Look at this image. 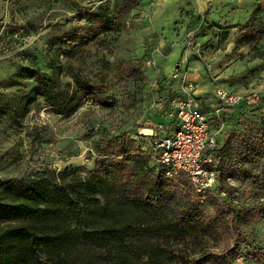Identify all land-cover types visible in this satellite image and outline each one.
I'll return each mask as SVG.
<instances>
[{
	"label": "trees",
	"instance_id": "obj_1",
	"mask_svg": "<svg viewBox=\"0 0 264 264\" xmlns=\"http://www.w3.org/2000/svg\"><path fill=\"white\" fill-rule=\"evenodd\" d=\"M83 21L73 37L76 45L58 40L60 47L48 51L49 72L31 61L14 76L18 82L33 81L31 90L19 95L0 92V129L4 124L22 126L38 100L60 114L76 111L89 100L102 109L114 108L107 80H91L85 52L104 38L117 36L120 26L110 7L103 5L88 10ZM207 27L206 13L194 37ZM217 31L219 45L238 31L237 45L257 52L264 38V8H254L244 25ZM104 59L101 64L107 68ZM115 69L119 81L140 79L134 64ZM63 77L70 81L63 83ZM244 104L243 99L232 107L218 102L215 127L205 115L215 141L208 153L216 184L213 194L202 201L184 175L170 177L157 166L158 151L151 147L150 136L137 140L118 136L95 144L98 160L91 171L44 170L0 180V264H237L239 258L251 257L259 262L264 247L250 244L242 229L255 216L253 210L232 206L226 199L234 193L229 180L264 189V109L258 115L244 111L245 119L239 118L237 127L220 129L223 117L233 116ZM262 104L261 97L248 106ZM163 127L158 136L176 129ZM189 236L206 242L211 238L216 244L226 237L228 242L220 251L204 250L197 256L175 250V240Z\"/></svg>",
	"mask_w": 264,
	"mask_h": 264
},
{
	"label": "rangeland",
	"instance_id": "obj_2",
	"mask_svg": "<svg viewBox=\"0 0 264 264\" xmlns=\"http://www.w3.org/2000/svg\"><path fill=\"white\" fill-rule=\"evenodd\" d=\"M100 5L110 7L120 33L91 45L85 52V66L92 81L107 80L114 108L102 109L89 100L76 111L60 114L38 100L22 126L4 124L0 129V180L44 170L83 167L91 171L98 160L95 144L118 136L137 140L160 124L174 129L176 114L164 107L163 98L182 100L184 80V86L192 88L195 107L211 119L213 127L217 89L239 95L245 102L233 116L223 117L224 130L237 127L242 112L250 109L258 115L264 109V104L248 106L254 95L264 92V38L257 52L237 45L238 31L224 46L217 40L218 28L244 25L254 8H264V0H0V92L19 95L31 90L33 81L18 82L14 76L31 61L49 72L48 51L59 48L60 40L76 45L73 37L84 16ZM206 13L209 27L195 38ZM102 56L107 68L101 64ZM128 64L140 70L135 82L116 78L115 68ZM63 78V83L70 81ZM229 182L234 193L226 198L228 202L255 214L242 226L248 242L264 247V189ZM211 213L209 206L207 214ZM227 239L216 244L211 238L206 242L189 236L175 240L174 248L197 256L204 250H222ZM262 256L259 262L239 258L237 264H264Z\"/></svg>",
	"mask_w": 264,
	"mask_h": 264
},
{
	"label": "built area",
	"instance_id": "obj_3",
	"mask_svg": "<svg viewBox=\"0 0 264 264\" xmlns=\"http://www.w3.org/2000/svg\"><path fill=\"white\" fill-rule=\"evenodd\" d=\"M184 82L181 85L182 100L177 96H166L163 101L164 107L167 105L175 111L176 129L169 136H158L157 132L164 129L163 125H158L149 135L153 138L150 145L158 151L157 166L164 168L167 176L184 175L202 201L213 194L216 184L215 172L211 169L212 156L208 153L214 148L215 141L209 133L206 116L195 107L191 86L185 87ZM216 96L223 107L235 106L242 100L239 95L221 89L216 90ZM261 97L264 98V92L254 95L249 103L256 104ZM215 112L218 114L217 109Z\"/></svg>",
	"mask_w": 264,
	"mask_h": 264
},
{
	"label": "crops",
	"instance_id": "obj_4",
	"mask_svg": "<svg viewBox=\"0 0 264 264\" xmlns=\"http://www.w3.org/2000/svg\"><path fill=\"white\" fill-rule=\"evenodd\" d=\"M188 76V75H187ZM175 85H177L176 83H174L173 84V87H175ZM180 93H181V91H180ZM205 97H210V94L209 93H205V95H204Z\"/></svg>",
	"mask_w": 264,
	"mask_h": 264
},
{
	"label": "bare ground",
	"instance_id": "obj_5",
	"mask_svg": "<svg viewBox=\"0 0 264 264\" xmlns=\"http://www.w3.org/2000/svg\"><path fill=\"white\" fill-rule=\"evenodd\" d=\"M144 132H147V131H144Z\"/></svg>",
	"mask_w": 264,
	"mask_h": 264
}]
</instances>
